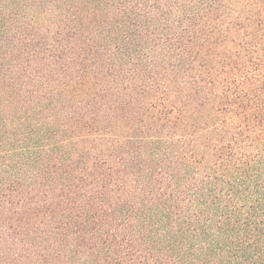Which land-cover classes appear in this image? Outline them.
I'll use <instances>...</instances> for the list:
<instances>
[{"label":"trees","instance_id":"1","mask_svg":"<svg viewBox=\"0 0 264 264\" xmlns=\"http://www.w3.org/2000/svg\"><path fill=\"white\" fill-rule=\"evenodd\" d=\"M0 264H264V0H0Z\"/></svg>","mask_w":264,"mask_h":264}]
</instances>
